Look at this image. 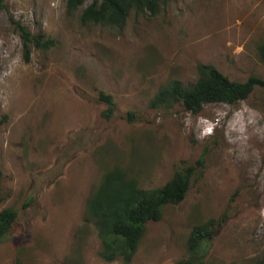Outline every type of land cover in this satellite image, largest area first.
Here are the masks:
<instances>
[{"label":"rangeland","instance_id":"1","mask_svg":"<svg viewBox=\"0 0 264 264\" xmlns=\"http://www.w3.org/2000/svg\"><path fill=\"white\" fill-rule=\"evenodd\" d=\"M66 0H4L0 11V211L16 220L0 264H256L264 259V87L199 113L152 106L213 67L230 81H264V0H171L131 11L122 29L81 25ZM19 27L44 34L29 46ZM193 167L184 200L167 205L129 263L101 258L89 202L107 172L141 189ZM211 237L192 251L194 227Z\"/></svg>","mask_w":264,"mask_h":264},{"label":"trees","instance_id":"2","mask_svg":"<svg viewBox=\"0 0 264 264\" xmlns=\"http://www.w3.org/2000/svg\"><path fill=\"white\" fill-rule=\"evenodd\" d=\"M86 0H66L67 14H73ZM171 0H92L83 8L79 21L81 25H102L122 29L131 11L155 16L163 5ZM4 0H0V11ZM25 56H29V46L49 49L54 42L44 39V34L33 35L19 27ZM264 63V46L259 48ZM199 78L190 87L184 88L178 81L170 82L152 99L151 105L179 104L191 113H199L203 105L226 103L230 105L245 100L255 86L264 87V81L249 77L245 82L230 81L213 67H200ZM193 167L175 172L163 186L141 189L136 180L127 172L113 169L106 173L102 183L89 202V215L98 229L104 243L101 258L112 261L122 258L129 263L137 245L145 233V225L158 221L167 205L182 202L190 189ZM17 217L11 208L0 211V239L9 231ZM213 222L209 226L194 227L190 233L188 247L194 250L198 242L211 237ZM18 264V263H17ZM256 264H264V259Z\"/></svg>","mask_w":264,"mask_h":264}]
</instances>
